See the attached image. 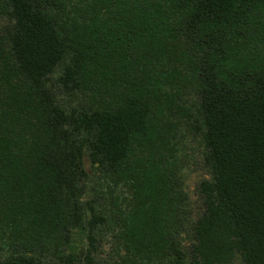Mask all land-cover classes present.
Wrapping results in <instances>:
<instances>
[{
  "label": "trees",
  "instance_id": "1",
  "mask_svg": "<svg viewBox=\"0 0 264 264\" xmlns=\"http://www.w3.org/2000/svg\"><path fill=\"white\" fill-rule=\"evenodd\" d=\"M0 11L25 80L0 70V264H97L117 219L84 204L85 151L139 193L111 229L118 264H162L155 250L170 264H264V0H0ZM59 66L73 104L47 85ZM184 82L209 175L194 219L169 189ZM77 93L115 102L86 106ZM163 211L170 228L155 242ZM76 229L86 244L75 251Z\"/></svg>",
  "mask_w": 264,
  "mask_h": 264
},
{
  "label": "rangeland",
  "instance_id": "2",
  "mask_svg": "<svg viewBox=\"0 0 264 264\" xmlns=\"http://www.w3.org/2000/svg\"><path fill=\"white\" fill-rule=\"evenodd\" d=\"M10 21L7 15L0 11V70L5 73L7 77L12 79L15 83H25L23 76L18 73L16 65L13 62L8 50L7 40L5 36V28L9 25ZM62 74V67H57L50 75L47 85L53 92L57 94V97L64 104H73L76 100L71 96L72 92L64 90L59 82V76ZM182 94L179 101H181L182 110L177 111L176 106L172 109L173 114H170L171 126H170V138L171 140V156L169 160L171 186L170 190L174 197L181 192L185 201L182 206L185 208V212L192 219L197 217L202 211L201 197L198 192V185L201 179L208 177L207 168L203 162V145L199 134L193 128L189 119L192 117L194 106L191 104L192 95H189L190 88L187 82L182 84ZM76 99H81L86 106L102 105L104 102L114 103L115 99L110 95L109 99H102L101 96H97L96 99L90 101L86 95L77 93ZM82 96V97H80ZM181 107V108H182ZM188 117V118H187ZM191 120V119H190ZM169 136V135H168ZM135 157L131 158L130 163H134ZM82 166L89 172L88 177L84 180L83 196L82 199L85 202L93 198L96 202V206L112 214V219H117V224L109 225L105 227L100 242V247L95 256L97 264H118L119 257L115 250L120 243V238L117 236L119 233L117 230L112 232V228H118V224L121 219L124 220L125 215L131 216V211L134 208V203L138 201L139 205V193L136 192V187H129L127 182L129 179L125 176L122 179L109 178L108 175L103 174L97 170L91 163L87 151L82 156ZM131 191H135L136 196ZM170 193V192H169ZM171 197V194L170 196ZM87 213L89 210L87 209ZM157 211H154V214ZM170 215L163 211L159 217H155L159 221L153 225V229L156 231H150L153 236V240L157 242L160 238V231L162 229H168V225H165V219ZM167 227V228H166ZM182 243V249L188 250L189 237L185 232H182L180 236ZM86 244L85 234L82 230L76 229L72 234V246L76 251L82 248ZM150 258L156 259L158 256L162 257V264H170V256L163 257L162 251L150 252ZM233 264H242L239 259H236Z\"/></svg>",
  "mask_w": 264,
  "mask_h": 264
}]
</instances>
